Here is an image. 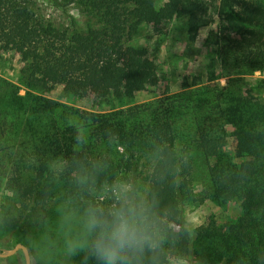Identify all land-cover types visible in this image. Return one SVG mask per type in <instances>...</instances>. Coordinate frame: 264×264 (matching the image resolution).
Here are the masks:
<instances>
[{"label":"trees","instance_id":"16d2710c","mask_svg":"<svg viewBox=\"0 0 264 264\" xmlns=\"http://www.w3.org/2000/svg\"><path fill=\"white\" fill-rule=\"evenodd\" d=\"M153 1L88 0L90 7L100 14L101 26L66 33L49 31L37 24L28 0H0V47L15 49L30 62L25 74L28 88L49 90L61 86L64 92L77 95L100 78L102 86L96 97L100 100L99 105H110L131 97L133 88L152 73L151 63L141 62L134 57L135 53L141 56L144 51L131 47L126 49L124 46L130 18L123 7L130 4L134 6V12H140ZM201 7L198 2L167 0L162 13L168 17L187 15L195 18ZM217 14L239 35L234 48L224 57L225 67L264 73V45L257 42L264 41V5L256 4L241 15L229 1H223ZM252 36L255 42L248 41L247 38ZM21 99L15 86L6 84L0 96V141L7 135L8 121L13 118L11 123H14V120L21 119L26 111H30L26 137L32 132V142L41 149L37 158L43 162L61 150L65 143L64 139L59 142L52 139L55 125H47L49 112L61 105L35 97L27 106L29 108L21 112L24 106L14 102ZM184 101L167 97L127 109H114L112 106L106 112L73 111L81 122L89 118L87 123L91 141L87 150L90 153L99 149L98 140L106 129L118 136V145L131 151L137 149L138 153H141L138 147L146 150V141L154 136H162L170 147L178 149L176 155L187 163H182L175 188L169 182L162 185L156 183L151 171L147 176L149 187H156L162 204L172 206L175 215L173 224L180 227L177 231L182 227L180 203L193 198V164L184 152L186 147L195 144L207 166L211 189L206 198L211 197L222 203L228 199L230 191H235L243 203L242 216L237 225L229 228L227 233H219L221 246L228 254V263L264 264V134L252 125L255 120H264V104L252 107L244 98L225 104L214 97L203 108L196 99L188 103ZM2 108H10L11 114ZM225 123L232 124L236 131L234 157L254 159L238 164L224 155L222 140L226 133ZM187 126H190L188 130H191L193 137L184 145L180 139ZM68 128L71 133L69 138L74 140L76 131L73 127ZM55 141L58 142L56 145ZM37 146L34 150H37ZM73 149L68 151V155L72 154ZM125 167L127 172L136 173L137 161L134 156L128 158ZM34 170L35 175L29 182L19 177H13L10 181L11 186H15L19 192L24 216L37 212L34 204H38L42 197V178L46 169L41 163V167ZM188 247L189 242L185 239L181 248L187 250Z\"/></svg>","mask_w":264,"mask_h":264},{"label":"rangeland","instance_id":"374dc122","mask_svg":"<svg viewBox=\"0 0 264 264\" xmlns=\"http://www.w3.org/2000/svg\"><path fill=\"white\" fill-rule=\"evenodd\" d=\"M167 0H155L148 3L140 12H134V6L126 4L123 11L129 13V26L124 39L125 48L144 51L134 57L141 62L152 64V73L139 85L135 86L132 95L110 105L101 104L96 97L102 82L97 78L95 84L82 94H68L61 86L49 90L28 88L25 84V74L30 62L22 58L21 54L8 46L0 47V96L4 93L6 84L15 86L17 96L22 101H15L23 105L25 110L35 97H43L59 103L61 106L49 112L48 127L55 125L54 140L64 139L65 143L55 155H68L74 147V140L68 127L77 131V124L81 122L73 110L106 112L114 109H127L136 105L150 104L167 97L183 99L188 103L196 99L205 108L209 99L218 97L220 103L229 104L235 99L244 98L252 107L264 104V73L249 72L245 68L225 67L224 57L238 42V33L230 24L221 19L217 10L223 1L231 5L243 15L245 10L254 5H264V0H186L198 2L202 5L196 17L165 16L162 8ZM36 22L44 29L70 33L74 29L87 31L89 28H99L102 24L101 16L94 11L88 0H28ZM195 26V27H194ZM248 41L255 42L252 37ZM264 45V41H257ZM8 90H10L8 88ZM11 90H14L11 89ZM6 106V103H3ZM2 110L11 114L10 108ZM30 111H26L21 119L8 121L7 135L0 141V202L9 199L12 209L18 213V219L9 227L0 229V253L7 254L17 245L24 246L32 264L29 236L35 235L38 226L33 222V216L21 213L19 192L11 186L13 177H19L29 182L35 175L34 168L25 164L29 156L41 152L39 146L32 142V132L26 137L27 118ZM54 121V123L52 122ZM221 121V120H220ZM226 133L222 145L223 153L235 163L254 159L234 157L235 128L225 123ZM255 130L264 134V120L253 121ZM187 126L181 135L182 143L190 141L193 134ZM89 130V127H88ZM58 135V136H56ZM54 142V145L58 143ZM40 145V144H39ZM37 146V150L34 148ZM128 150L117 145L113 153L112 168L119 175L134 176L138 183L149 187L147 176L150 170L146 167L144 149ZM74 151V149H73ZM185 155L192 161L193 171L191 186L193 198L180 203L181 224L189 225L195 232L194 239L187 248L191 257V264H229L228 254L221 246L219 233H227L229 228L236 226L242 216V200L235 191L225 202H218L214 198H206L210 191L207 176V166L203 161L195 144L185 148ZM134 156L137 161L136 173L127 172L125 163ZM264 163V160L262 161ZM181 226V225H180ZM178 230V225L172 224ZM77 260L80 258L77 257ZM0 264H26L24 252L19 249L13 255L0 258Z\"/></svg>","mask_w":264,"mask_h":264},{"label":"clouds","instance_id":"9594fccd","mask_svg":"<svg viewBox=\"0 0 264 264\" xmlns=\"http://www.w3.org/2000/svg\"><path fill=\"white\" fill-rule=\"evenodd\" d=\"M88 119L77 124L71 155L25 159L30 168L43 163L46 169L32 218L38 231L29 236L32 264H191L181 244L190 243L195 232L186 223L180 231L171 227L173 208L162 204L155 186L113 170L120 142L113 131L105 130L96 152L87 150ZM177 151L162 136L146 141L144 159L156 183L177 186L182 163H187ZM17 219L11 201L0 202V229Z\"/></svg>","mask_w":264,"mask_h":264},{"label":"water","instance_id":"95a60500","mask_svg":"<svg viewBox=\"0 0 264 264\" xmlns=\"http://www.w3.org/2000/svg\"><path fill=\"white\" fill-rule=\"evenodd\" d=\"M19 249H21L23 252H24V255H25V258H26V264H31L30 262V257H29V254H28V251L27 249L22 246V245H17L13 250H11L9 253L7 254H3V253H0V258H5V257H9L11 255H13L15 252H17Z\"/></svg>","mask_w":264,"mask_h":264}]
</instances>
